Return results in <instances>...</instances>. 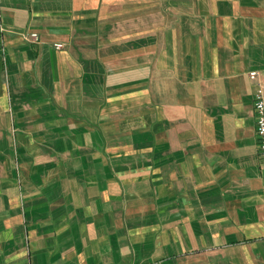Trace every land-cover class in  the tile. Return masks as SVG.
Returning a JSON list of instances; mask_svg holds the SVG:
<instances>
[{
	"label": "crops",
	"instance_id": "1",
	"mask_svg": "<svg viewBox=\"0 0 264 264\" xmlns=\"http://www.w3.org/2000/svg\"><path fill=\"white\" fill-rule=\"evenodd\" d=\"M253 70L264 0H0V264H264Z\"/></svg>",
	"mask_w": 264,
	"mask_h": 264
},
{
	"label": "built area",
	"instance_id": "2",
	"mask_svg": "<svg viewBox=\"0 0 264 264\" xmlns=\"http://www.w3.org/2000/svg\"><path fill=\"white\" fill-rule=\"evenodd\" d=\"M29 40L36 42L39 40V35L37 32H32L28 37ZM63 44H56V48H61ZM249 78L252 83H255L254 91V108L257 117L256 132L258 135V146H259V162L261 167V172L264 176V81L261 79L260 72L258 70H253L249 73Z\"/></svg>",
	"mask_w": 264,
	"mask_h": 264
}]
</instances>
